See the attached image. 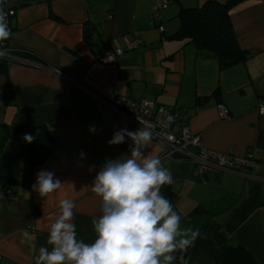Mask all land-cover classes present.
I'll return each instance as SVG.
<instances>
[{
	"label": "crops",
	"instance_id": "obj_1",
	"mask_svg": "<svg viewBox=\"0 0 264 264\" xmlns=\"http://www.w3.org/2000/svg\"><path fill=\"white\" fill-rule=\"evenodd\" d=\"M205 1L171 0L155 26L153 0L6 1L15 11L7 22V48L31 50L45 62L20 58L24 62H9L0 74V191L10 194L0 200V264H35L66 198L76 204L78 238L93 241L100 205L90 186L102 163L129 154L108 141L133 127L105 102L109 96L173 109L177 124L201 136L207 149L251 154L257 162L253 169L222 173L217 183L196 178L191 160L164 159L163 144L152 140L146 147L144 155L160 158L171 173L161 194L181 216V229L199 231L187 256L175 253V264H264V109H258L264 100V0H242L230 9L232 30L249 56L224 70L214 54L173 38L181 11ZM136 40L137 49L125 50ZM116 48L125 52L114 66L97 63ZM219 104L229 119L218 118ZM39 126L56 144L26 185L21 152L33 141L23 137ZM44 169L62 185L41 198L32 185Z\"/></svg>",
	"mask_w": 264,
	"mask_h": 264
},
{
	"label": "clouds",
	"instance_id": "obj_2",
	"mask_svg": "<svg viewBox=\"0 0 264 264\" xmlns=\"http://www.w3.org/2000/svg\"><path fill=\"white\" fill-rule=\"evenodd\" d=\"M5 0H0L3 5ZM11 35L6 12L0 7V41ZM89 131L96 132L95 126ZM35 137L25 134L32 143ZM153 140L148 127L136 131L121 128L108 141L118 146L129 141V154L107 160L96 172L90 186L99 199L100 215L93 218L94 239H79L74 223L76 204L71 199L59 203V215L51 224L47 246H41L35 264H175L178 251L194 245L199 231L181 229V216L161 194L171 183L170 171L160 158L144 155ZM85 154L80 153V159ZM94 166L89 168L93 171ZM54 171L41 170L32 189L41 198L60 189Z\"/></svg>",
	"mask_w": 264,
	"mask_h": 264
},
{
	"label": "built area",
	"instance_id": "obj_3",
	"mask_svg": "<svg viewBox=\"0 0 264 264\" xmlns=\"http://www.w3.org/2000/svg\"><path fill=\"white\" fill-rule=\"evenodd\" d=\"M7 0L3 5L6 12L7 22L9 18L15 16V11L7 6ZM171 0H153L151 10L153 13L152 24L155 26L160 19V15L167 7ZM139 42L132 41L125 50L132 51L137 49ZM120 48L111 51H104L97 57V63L103 66H114L117 63V58L125 52ZM12 51L7 48L6 39L0 41V57L11 62H24L19 57L11 54ZM34 66H38L34 64ZM105 102L116 112L122 114L131 123L132 130L148 127L153 132V140L163 144L166 147V152L162 156L164 159H173L180 157L182 159L191 160L196 165L195 177L205 172H229L236 173L242 168H255L257 162L251 154H247L243 158H238L231 154H223L207 149L201 139V136L192 133L187 127H175L178 115L173 109L158 106L155 103L144 101L142 103H133L127 98L109 96ZM0 97V105L2 104ZM258 109L260 113L264 109V100L259 102ZM217 114L220 120H227L230 117L229 110L219 104L217 106ZM129 141L123 144V148L129 151ZM194 151V152H193ZM103 165V163H102ZM101 165V166H102ZM170 185V184H168ZM165 185V186H168ZM8 191H0V200L8 197ZM1 262V258H0Z\"/></svg>",
	"mask_w": 264,
	"mask_h": 264
},
{
	"label": "trees",
	"instance_id": "obj_4",
	"mask_svg": "<svg viewBox=\"0 0 264 264\" xmlns=\"http://www.w3.org/2000/svg\"><path fill=\"white\" fill-rule=\"evenodd\" d=\"M242 0H206L201 7L184 9L178 15L181 26L173 38L188 39L197 50L208 51L218 59L219 70H224L241 63L249 54L242 50L232 30L229 11ZM7 40V39H6ZM11 54L21 59L35 58L43 61L36 53L25 48L10 49ZM11 61L0 57V74L5 70V65ZM175 127H184L175 124ZM33 136L32 145L21 152L23 163V183L30 184L32 173L52 153L56 139L51 136L45 126L31 128ZM187 251H179L183 258Z\"/></svg>",
	"mask_w": 264,
	"mask_h": 264
},
{
	"label": "water",
	"instance_id": "obj_5",
	"mask_svg": "<svg viewBox=\"0 0 264 264\" xmlns=\"http://www.w3.org/2000/svg\"><path fill=\"white\" fill-rule=\"evenodd\" d=\"M86 32H91V28H88L86 30ZM222 173L224 172H205V173H202L199 178L200 180H203V181H213V182H217V183H220L219 179L221 178L222 176Z\"/></svg>",
	"mask_w": 264,
	"mask_h": 264
}]
</instances>
